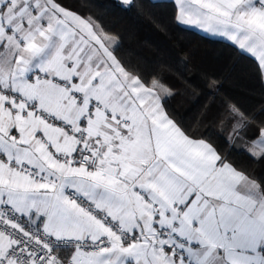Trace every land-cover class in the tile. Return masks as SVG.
I'll return each instance as SVG.
<instances>
[{
	"label": "snow or ice",
	"instance_id": "6c2138e0",
	"mask_svg": "<svg viewBox=\"0 0 264 264\" xmlns=\"http://www.w3.org/2000/svg\"><path fill=\"white\" fill-rule=\"evenodd\" d=\"M114 9L226 41L254 101L225 89L231 67L125 48ZM257 167L264 0H0V264H264Z\"/></svg>",
	"mask_w": 264,
	"mask_h": 264
},
{
	"label": "trees",
	"instance_id": "16d2710c",
	"mask_svg": "<svg viewBox=\"0 0 264 264\" xmlns=\"http://www.w3.org/2000/svg\"><path fill=\"white\" fill-rule=\"evenodd\" d=\"M79 2L80 0H69L74 7L78 6ZM115 2L116 0H94V3L98 5ZM155 2L162 4L165 0H155ZM156 10L162 17L169 11L166 8ZM109 18H115L116 22L112 25V31L115 33H121L128 27L134 28V39L129 40L126 34L122 35L124 47L133 50L146 61L151 62L156 59L157 53L175 55L182 50H189L199 70L222 73L226 68L231 67L233 79L225 82V89L241 103L249 104L254 101V97L249 96L248 92L258 91L259 84L251 63L238 58L226 41H210L204 33L194 28L191 30L173 28L170 34L165 35L148 21L137 18L134 11L125 12L114 9ZM195 106L196 104L185 100L181 110L190 109L191 111ZM232 155L238 164L244 166L251 164L242 152H233ZM256 172L258 176H264V168L257 167Z\"/></svg>",
	"mask_w": 264,
	"mask_h": 264
},
{
	"label": "rangeland",
	"instance_id": "374dc122",
	"mask_svg": "<svg viewBox=\"0 0 264 264\" xmlns=\"http://www.w3.org/2000/svg\"><path fill=\"white\" fill-rule=\"evenodd\" d=\"M202 32V31H201ZM203 33V32H202ZM198 107H199V104L196 106V109L192 112V113H194L197 109H198Z\"/></svg>",
	"mask_w": 264,
	"mask_h": 264
},
{
	"label": "crops",
	"instance_id": "0c3cea01",
	"mask_svg": "<svg viewBox=\"0 0 264 264\" xmlns=\"http://www.w3.org/2000/svg\"><path fill=\"white\" fill-rule=\"evenodd\" d=\"M198 104H196V106H197ZM196 106L191 110V112H193L195 109H196Z\"/></svg>",
	"mask_w": 264,
	"mask_h": 264
}]
</instances>
